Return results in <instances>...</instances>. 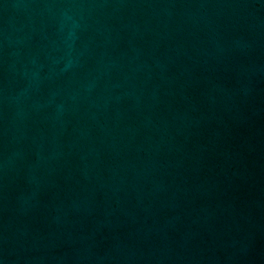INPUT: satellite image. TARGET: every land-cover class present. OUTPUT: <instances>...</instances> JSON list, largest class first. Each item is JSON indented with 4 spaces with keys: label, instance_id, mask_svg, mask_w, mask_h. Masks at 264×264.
<instances>
[{
    "label": "water",
    "instance_id": "obj_1",
    "mask_svg": "<svg viewBox=\"0 0 264 264\" xmlns=\"http://www.w3.org/2000/svg\"><path fill=\"white\" fill-rule=\"evenodd\" d=\"M0 264H264V0H0Z\"/></svg>",
    "mask_w": 264,
    "mask_h": 264
}]
</instances>
